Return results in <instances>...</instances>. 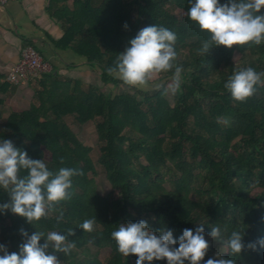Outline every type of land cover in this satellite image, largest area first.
<instances>
[{"label":"trees","instance_id":"16d2710c","mask_svg":"<svg viewBox=\"0 0 264 264\" xmlns=\"http://www.w3.org/2000/svg\"><path fill=\"white\" fill-rule=\"evenodd\" d=\"M70 1L50 0L49 11L65 31L55 41L58 48L74 50L101 71L104 83L119 86L123 83L106 68L137 31L151 24L164 26L177 35L181 88L172 105L163 87L106 93L96 85L85 88L81 79L63 77L55 67L43 73L35 91L38 104L13 112L1 135L53 170L72 167L80 174L72 178L71 197L34 225L7 210L0 214V244L9 253L18 252L20 229L29 234L73 229L68 239L75 247L67 255L56 253L60 264H135L134 255L118 253L110 233L118 223L143 219L153 230L170 229L174 238L184 228L203 226L209 240L203 259L219 252L235 258L236 264H264V247L233 257L226 244L234 228L244 232L245 244L264 237V83L242 102L223 88L239 68L264 72V45L213 46L200 54L207 36L188 19V0H73L72 6ZM169 6L184 15L172 13ZM236 52L241 55L238 63ZM170 76L158 79L166 85ZM68 115L81 125L96 123L100 163L113 186L106 195L98 192L90 147L67 123ZM167 173L174 175L173 188L166 186ZM8 199L0 191V203ZM61 211L63 218L57 221ZM94 217L92 232L79 229L83 220ZM212 226L220 227L222 241L207 235ZM89 246L110 248L109 259L88 257Z\"/></svg>","mask_w":264,"mask_h":264},{"label":"clouds","instance_id":"9594fccd","mask_svg":"<svg viewBox=\"0 0 264 264\" xmlns=\"http://www.w3.org/2000/svg\"><path fill=\"white\" fill-rule=\"evenodd\" d=\"M188 19L204 32L207 39L201 42L198 52L205 55L213 46L231 48L233 45H264V0H188ZM127 28V24L123 25ZM177 35L164 26L151 24L143 27L129 39L124 50L116 56L106 72L123 84L141 91L164 88L175 93L182 84V65L176 64ZM171 72L166 85L157 79ZM264 72L251 66L234 70L223 83V88L236 101L252 96L257 86L264 83ZM227 123V121H225ZM2 131V130H0ZM80 170L72 167L51 169L44 159H33L26 151L15 147L10 139L0 135V191L8 194V201L0 203V214L6 210L25 218L34 225L46 217L54 205L71 197L72 178ZM63 218L61 211L56 219ZM96 218L83 220L79 229L92 232ZM67 233L34 231L29 234L20 229L23 242L18 252L9 253L0 244V264H60L56 253L67 255L75 247ZM244 232L230 231L227 237L228 252L238 257L242 250L264 247V237L255 243L245 244ZM207 235L222 241L221 229L212 226ZM119 254L124 258L135 256V264H151L164 260L165 264H236L235 258H224L219 252L203 259L209 240L203 226L184 228L178 237L172 231L153 230L147 221H125L116 224L110 233ZM43 240V243L39 241Z\"/></svg>","mask_w":264,"mask_h":264},{"label":"crops","instance_id":"0c3cea01","mask_svg":"<svg viewBox=\"0 0 264 264\" xmlns=\"http://www.w3.org/2000/svg\"><path fill=\"white\" fill-rule=\"evenodd\" d=\"M49 5L50 0H11L0 5V135L5 133L6 121L13 112L38 104L34 84L39 80H23L18 84L7 81V74L19 61L25 46L37 49L61 74L82 67L93 70L74 50L58 48L55 41L60 40L65 31L62 23L50 13ZM70 5H73L72 0Z\"/></svg>","mask_w":264,"mask_h":264},{"label":"rangeland","instance_id":"374dc122","mask_svg":"<svg viewBox=\"0 0 264 264\" xmlns=\"http://www.w3.org/2000/svg\"><path fill=\"white\" fill-rule=\"evenodd\" d=\"M132 1V0H128ZM73 3V0H72ZM169 9L172 13L183 16L184 11L175 8L173 6H169ZM136 17L137 12L134 14ZM235 62L241 61V55L239 52H236L233 57ZM83 68V67H82ZM70 69L69 71H65L63 77L65 78H73V79H81L83 81V84L85 88H89L91 85L99 86L103 91L106 93H123V92H137L140 91L136 88L127 86L125 84H121L119 86H116L114 83H104L101 77V71L99 69ZM77 77V78H74ZM158 79V78H157ZM39 88V82L34 84V89ZM155 90V89H153ZM178 92V91H177ZM177 92L172 93L167 91L166 97L173 105L175 102V96ZM154 93V91L152 92ZM140 95L143 97V95L140 93ZM37 101V99H36ZM193 123V119H190ZM67 123L73 128V130L79 135L81 140L90 147L89 155L92 158L93 162L96 166L97 174L94 176L98 192L101 195L108 194L111 189L113 188L112 183L108 179L105 167L100 163V158L102 155V149H101V143L97 131V126L94 121H91L85 125H81L77 122L75 117L73 115H68L66 117ZM142 160L145 162L146 159L143 157ZM167 188H173L174 187V175L167 173V182H166ZM194 198H196V195H193ZM85 251V250H84ZM111 255V249L108 247H104L103 249H98L94 246H89L87 250V256L88 257H97L100 261L106 262L109 259V256ZM83 257V256H81Z\"/></svg>","mask_w":264,"mask_h":264},{"label":"built area","instance_id":"2783aa9c","mask_svg":"<svg viewBox=\"0 0 264 264\" xmlns=\"http://www.w3.org/2000/svg\"><path fill=\"white\" fill-rule=\"evenodd\" d=\"M11 0H0V5H6ZM53 64L43 59L33 46H25L21 50L20 59L7 74V81L18 84L23 80L38 81L42 74L53 70Z\"/></svg>","mask_w":264,"mask_h":264}]
</instances>
